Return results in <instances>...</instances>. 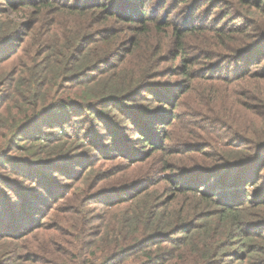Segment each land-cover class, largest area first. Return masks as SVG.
<instances>
[{
	"label": "trees",
	"instance_id": "16d2710c",
	"mask_svg": "<svg viewBox=\"0 0 264 264\" xmlns=\"http://www.w3.org/2000/svg\"><path fill=\"white\" fill-rule=\"evenodd\" d=\"M2 1L31 29L8 49L25 43L26 66L0 75V153L12 134L32 140L0 160L5 239L19 246L44 210L72 201L54 174L78 181L87 163L77 197L120 196L102 201L96 229L85 209L66 214L82 264H264V0H231L233 26L222 14L181 27L154 0ZM1 33L2 47L17 36ZM230 59L235 77L211 72ZM94 157L116 163L93 193Z\"/></svg>",
	"mask_w": 264,
	"mask_h": 264
},
{
	"label": "rangeland",
	"instance_id": "374dc122",
	"mask_svg": "<svg viewBox=\"0 0 264 264\" xmlns=\"http://www.w3.org/2000/svg\"><path fill=\"white\" fill-rule=\"evenodd\" d=\"M63 2H74V0H60ZM186 1V0H183ZM182 0H169L164 7H161L162 3L160 1L154 0L152 7L156 10L161 9L160 12L161 18L165 19L168 18L169 24L176 23L179 27L182 25L186 26H192V25H200V24H206L210 22L216 15H222L224 14L225 17L220 21V25L223 26H229V25H235L237 20H234V16L230 9L228 8L227 4H232L231 0H187L186 2H183ZM4 6L3 1L0 0V35H2V31L6 34H9L10 31L17 33V36L10 41L11 44L6 45L4 47L0 46V58H7L9 56H13L10 58H7L6 60H3L2 65L0 66V75H6L11 74L10 76L15 77V74H17V70L19 69V65L26 66V52L24 50L25 43H21L19 45L18 51L16 54L11 55L13 50L8 51V49L11 48L12 44H16L18 46L19 44V35H24L31 31L30 27L25 25L26 16L22 13H14L12 11H9L8 13H3L1 7ZM9 7V6H8ZM192 9H190V8ZM187 8V9H186ZM32 10V9H30ZM49 17H51V14H48ZM236 19V18H235ZM168 47L165 48V50ZM168 50V49H167ZM166 51H162V53L159 51L158 56H164L166 55ZM189 50L190 55H195V51ZM174 62L173 64H176ZM235 62V60H234ZM233 60H226L220 65L214 67L211 72L215 73H223L226 75H230L228 78H233L235 76L232 75V69H233ZM168 64H172V61L163 63L162 67L167 66ZM231 71V72H229ZM180 77L172 76L167 77L166 81H175L178 80ZM9 82V80H8ZM7 86V85H6ZM2 88V92L0 94V104L4 100V96L7 94V87ZM179 111L181 112V106L179 108ZM30 131L21 132L18 134H12L10 135V138H14L12 141V147L14 148L9 154L5 155L4 152L7 151L8 148V142L10 140L7 139L4 142V150L0 153V160H5L6 158H12V156H24L26 153V149L30 148L32 140H25L27 138L26 136L30 135ZM135 140V139H134ZM17 146V148L15 147ZM11 150V149H9ZM95 165L93 166L92 170L94 171V175L90 177L88 181H90V186H95L92 190L94 193L95 191H99L101 189H106L107 182L109 178H105L104 172L110 171L113 169V165L116 162H111L107 160H98L97 157L92 158L90 161ZM87 163H85L82 168L78 171L79 177L81 178L78 181H70L66 179L65 177L58 175L57 173L54 174V179L57 187L64 192L66 196H70L72 198V201L70 202H61L57 204H53V207L51 209H48L49 211H45L43 215L38 216V218L35 220V222L40 221V230L30 233L31 229L28 230H12L15 235L19 233V230L24 233L26 231H30V235L26 237L24 240L19 241V246L22 247L21 249H18L19 246H14L13 243L5 239L4 234L6 235L5 231L1 232L0 230V261H4L6 257H9L8 259L14 257L18 254H22L26 256V258H31V260L34 262L33 264H75L76 261L81 260L80 263L82 264V259L84 258V255L81 254L79 250H77L78 243H75L74 236H77V233L75 229L72 227V225H69L66 223L65 216L66 214L72 213L74 216L75 214H79L81 210L85 209V211L88 213L89 219V228L91 230L96 229L99 224V217L103 216V207L104 203L102 201L108 200L110 198L116 199L119 198V193H116L114 196L109 195H101V196H94L90 192L87 196L82 198L81 200L77 197L80 190H83L84 187L88 189L87 186L84 184L80 185V181H84L83 177L85 176V172L88 170ZM85 171V172H84ZM103 172V174H101ZM4 171L0 170V174H3ZM53 174V173H52ZM10 176V175H9ZM105 178V179H103ZM66 181L67 183L65 184ZM3 192V191H2ZM5 193L9 192V189H4ZM2 194V193H1ZM0 194V195H1ZM63 194V193H62ZM106 194V193H105ZM0 212H2V209L0 208ZM91 220V221H90ZM22 232V233H23ZM11 233V234H13ZM57 236L59 239H57ZM27 240V242H26ZM32 243V245L37 246L34 248H28L26 244ZM74 247H73V245ZM49 247L52 250L55 249V252L53 255L49 256L45 254L42 251V248ZM7 252H13L11 254H6ZM55 261V262H54Z\"/></svg>",
	"mask_w": 264,
	"mask_h": 264
}]
</instances>
